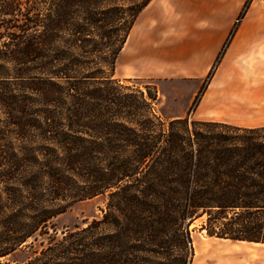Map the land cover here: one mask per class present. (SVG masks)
Returning <instances> with one entry per match:
<instances>
[{
  "label": "trees",
  "instance_id": "1",
  "mask_svg": "<svg viewBox=\"0 0 264 264\" xmlns=\"http://www.w3.org/2000/svg\"><path fill=\"white\" fill-rule=\"evenodd\" d=\"M152 1L0 0V264H190L203 215L209 237L264 244V127L163 121L155 86L114 79Z\"/></svg>",
  "mask_w": 264,
  "mask_h": 264
},
{
  "label": "rangeland",
  "instance_id": "2",
  "mask_svg": "<svg viewBox=\"0 0 264 264\" xmlns=\"http://www.w3.org/2000/svg\"><path fill=\"white\" fill-rule=\"evenodd\" d=\"M203 1L208 0H153L151 5L138 15L136 26L131 36L133 37L136 34L140 26L147 29L153 27L156 22H148V19L152 18V20H155L158 15H163L164 24L169 26V29L166 28L168 30L166 32L167 35L179 36L182 33L180 29L182 26L187 28L186 35L190 37L192 42L200 35L206 23L218 24V28L221 29L226 27V24L230 25V32L226 35L227 39L223 42L222 48L214 58V61L212 60L211 66L203 77V82L191 100L190 105L187 104V98L194 90L191 81L193 76L197 74L195 51L193 56L188 57L187 55H182V53H177L175 50H163L159 57H152L150 63L145 64H140L137 61L123 62L122 53L116 61L114 79L119 80L121 85L130 87L131 90L139 89L144 94H146V86L156 87L158 100L154 105V110L163 121L185 117L197 120L194 117V112L203 90L221 60L227 42L233 36L238 23L246 16L249 8V6H245L247 0L237 4L236 8L227 9L211 8L208 5L202 8L200 3ZM171 41L174 49L177 41H174V38ZM154 58L159 63H162L158 69H155L158 63L155 62ZM209 61L208 53H205L198 66L199 70L202 66H206ZM124 76L129 78H124ZM176 116L178 117L174 118ZM106 198V194L101 195L91 200L76 203L67 209L65 213L54 220L57 235H61V232L66 230H72L74 227H85L86 224L94 219H101L105 211ZM205 221L206 215H203L194 219L188 226L192 249L190 264L264 263V246L262 244L232 242L209 237L206 231L202 229ZM26 256L25 253H19L12 260L21 261Z\"/></svg>",
  "mask_w": 264,
  "mask_h": 264
},
{
  "label": "crops",
  "instance_id": "3",
  "mask_svg": "<svg viewBox=\"0 0 264 264\" xmlns=\"http://www.w3.org/2000/svg\"><path fill=\"white\" fill-rule=\"evenodd\" d=\"M243 1L208 0L201 2L200 6L204 8L208 5L216 9L236 8L237 4ZM157 17L155 20L148 19V22H156L153 27L147 29L140 26L131 37L136 26L134 24L119 56L123 53V62L137 61L145 64L150 63L152 57H159L163 50H175L188 57L193 56L195 51L197 74L191 81L194 90L187 98V104L190 105L212 60L214 61L223 42L226 41V35L231 27L226 24V27L221 29L218 28V24L206 23L200 35L192 42L186 35L187 28L182 26L180 27L182 33L179 36L167 35L166 28L169 29V26L164 24L163 15ZM172 38L177 41L174 49ZM205 53H208L210 61L199 70L198 66ZM154 60L158 63L155 69L160 68L162 63L156 58ZM194 117L200 121L225 123L245 129L264 127V0L250 2L246 16L238 23L233 36L225 46L220 62L203 90Z\"/></svg>",
  "mask_w": 264,
  "mask_h": 264
}]
</instances>
